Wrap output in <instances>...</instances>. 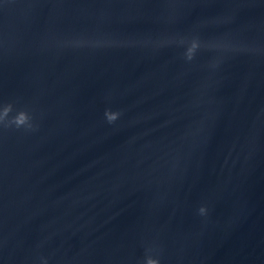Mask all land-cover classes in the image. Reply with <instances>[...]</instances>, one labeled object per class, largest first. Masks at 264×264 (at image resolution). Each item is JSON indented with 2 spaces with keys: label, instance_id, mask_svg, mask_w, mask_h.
<instances>
[{
  "label": "water",
  "instance_id": "95a60500",
  "mask_svg": "<svg viewBox=\"0 0 264 264\" xmlns=\"http://www.w3.org/2000/svg\"><path fill=\"white\" fill-rule=\"evenodd\" d=\"M0 264H264V0H0Z\"/></svg>",
  "mask_w": 264,
  "mask_h": 264
}]
</instances>
